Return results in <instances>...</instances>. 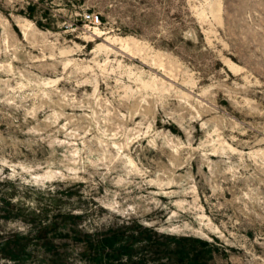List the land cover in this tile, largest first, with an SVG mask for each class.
Listing matches in <instances>:
<instances>
[{
	"label": "rangeland",
	"instance_id": "rangeland-1",
	"mask_svg": "<svg viewBox=\"0 0 264 264\" xmlns=\"http://www.w3.org/2000/svg\"><path fill=\"white\" fill-rule=\"evenodd\" d=\"M119 233L264 264V0H0V264Z\"/></svg>",
	"mask_w": 264,
	"mask_h": 264
},
{
	"label": "trees",
	"instance_id": "trees-1",
	"mask_svg": "<svg viewBox=\"0 0 264 264\" xmlns=\"http://www.w3.org/2000/svg\"><path fill=\"white\" fill-rule=\"evenodd\" d=\"M114 235H104L101 237L96 234L86 235V242L90 249V251L88 250L89 256L92 258L91 260L94 264H106L108 260L105 258L108 256V252H103L105 249L112 250V253L117 256L123 253L127 254L129 257L126 259V262H130L132 258L130 251L133 250L135 240L133 235H126L124 233H119L117 236Z\"/></svg>",
	"mask_w": 264,
	"mask_h": 264
},
{
	"label": "built area",
	"instance_id": "built-area-1",
	"mask_svg": "<svg viewBox=\"0 0 264 264\" xmlns=\"http://www.w3.org/2000/svg\"><path fill=\"white\" fill-rule=\"evenodd\" d=\"M84 19L89 21V22H98L99 18L97 15L87 13L84 15Z\"/></svg>",
	"mask_w": 264,
	"mask_h": 264
}]
</instances>
